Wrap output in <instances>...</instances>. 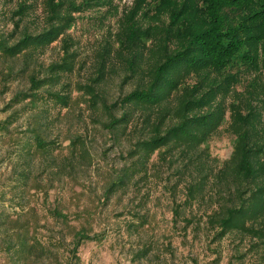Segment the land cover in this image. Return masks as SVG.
Returning <instances> with one entry per match:
<instances>
[{
  "label": "trees",
  "instance_id": "trees-1",
  "mask_svg": "<svg viewBox=\"0 0 264 264\" xmlns=\"http://www.w3.org/2000/svg\"><path fill=\"white\" fill-rule=\"evenodd\" d=\"M41 1L43 28L35 32L22 26L37 1L21 0L14 26L19 40H0V51L19 57L28 76L29 90L16 98L32 104L43 100L49 108H58V115L76 99L94 111L101 102L107 113L104 127L117 140L132 142L127 150L130 163L111 174L104 197L138 185L154 154L164 159L169 155L172 165L180 161L175 170L185 179L184 198L173 210L176 220L190 222L184 207L193 215L194 206L206 205L204 225L210 241L234 234L264 245V0H133L97 52L91 82L78 83L84 91L77 98L69 76L83 63L73 50L70 30L83 12H118V6L115 0ZM57 41L59 59L39 70L34 65L38 54ZM117 67L125 72L123 81L133 79L135 87L110 100L100 93L101 83L109 69ZM223 126L233 134L232 152L219 165L209 145ZM75 134L67 139L62 159L54 156V141L41 130L30 147L35 145L61 173L74 171L84 166L89 153ZM91 210L85 206L73 216L59 206L50 209L53 220L73 231L74 255L99 235L91 234ZM17 235L22 252L38 251L25 230Z\"/></svg>",
  "mask_w": 264,
  "mask_h": 264
},
{
  "label": "rangeland",
  "instance_id": "rangeland-1",
  "mask_svg": "<svg viewBox=\"0 0 264 264\" xmlns=\"http://www.w3.org/2000/svg\"><path fill=\"white\" fill-rule=\"evenodd\" d=\"M36 1L24 19L25 25L22 23L35 32L43 28L45 15L42 1ZM132 1L115 0L118 12L92 8L77 18L70 33L73 50L83 65L69 76L73 98L84 91L79 82H91L97 52L117 29L120 13ZM20 4L21 0H0V40L9 44L19 40L14 26ZM60 45L57 41L39 53L34 65L46 70L59 59ZM20 65L19 57L0 51V264H264V245L260 242L251 244L248 238L234 234L210 241L204 225V214L209 210L206 205L194 206L193 215L184 207L190 222L175 219L173 210L184 198L185 179L175 170L180 161L172 165L169 155L164 159L154 154L149 169L140 173L138 185L117 190L109 199L104 197L111 174L130 163L127 150L132 142L123 137L117 140L104 127L107 113L101 102L94 111L76 99L58 115L59 109L49 108L43 100L32 104L29 99L16 98L30 87ZM124 76L119 67L109 69L101 83L102 96L112 100L130 92L135 81H123ZM39 130L54 141V156L59 159L68 152L67 139L79 133L89 150L86 162L82 160L84 166L61 173V167L39 155L35 145L30 147ZM232 138L223 126L210 141L209 151L219 165L231 155ZM55 206L73 216L85 206L92 209L91 234L99 235L85 241L77 255L72 252L73 231L50 216ZM24 230L39 246L35 254L21 251L17 233Z\"/></svg>",
  "mask_w": 264,
  "mask_h": 264
}]
</instances>
